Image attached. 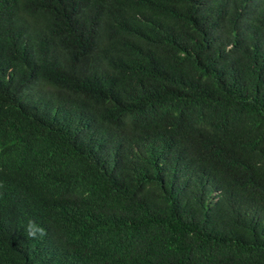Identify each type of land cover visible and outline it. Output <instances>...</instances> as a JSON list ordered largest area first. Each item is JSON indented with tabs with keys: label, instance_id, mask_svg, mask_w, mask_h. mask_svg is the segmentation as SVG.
<instances>
[{
	"label": "trees",
	"instance_id": "trees-1",
	"mask_svg": "<svg viewBox=\"0 0 264 264\" xmlns=\"http://www.w3.org/2000/svg\"><path fill=\"white\" fill-rule=\"evenodd\" d=\"M0 264H264V0H0Z\"/></svg>",
	"mask_w": 264,
	"mask_h": 264
},
{
	"label": "clouds",
	"instance_id": "clouds-1",
	"mask_svg": "<svg viewBox=\"0 0 264 264\" xmlns=\"http://www.w3.org/2000/svg\"><path fill=\"white\" fill-rule=\"evenodd\" d=\"M25 232L28 238L35 239L38 235L44 236L45 230L36 224L35 221L29 220L27 226L25 227Z\"/></svg>",
	"mask_w": 264,
	"mask_h": 264
}]
</instances>
